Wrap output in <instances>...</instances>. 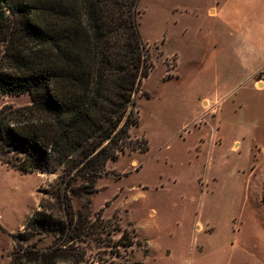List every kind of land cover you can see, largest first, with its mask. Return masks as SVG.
I'll use <instances>...</instances> for the list:
<instances>
[{"label":"rangeland","instance_id":"1","mask_svg":"<svg viewBox=\"0 0 264 264\" xmlns=\"http://www.w3.org/2000/svg\"><path fill=\"white\" fill-rule=\"evenodd\" d=\"M222 2L139 0L140 35L148 43L155 69L142 87L149 95L137 97L140 122L134 135L144 134L149 150H128L110 160L107 173L97 178L96 191L71 196L74 213L95 218L101 212L115 229L111 238L118 240L127 229L139 242L121 246L120 257L110 252L108 234L85 236L79 250L88 261L264 264V129L253 127L248 135L229 129L235 114L253 122L258 105L247 100L243 107L238 99L244 66H219L226 60L225 42L233 33L232 25L210 13ZM223 28L226 33L220 35ZM213 37H218L217 44ZM215 47V63H204L205 53ZM176 55L178 67L172 78L167 69L172 72ZM197 83L203 85L199 96L194 95ZM224 91L229 92L215 106L220 111H207L203 96L215 103ZM30 102L27 92L0 95V108ZM195 120L198 126L203 122L201 128L193 127ZM219 120L223 135L216 139ZM201 133L205 142L199 146ZM234 134L240 136L238 142L231 137ZM65 175L62 165L49 174L21 173L0 160V223L4 230L17 231L0 235V264H39L24 254L22 246L51 251L54 235L37 234L29 244H17L13 234L23 231L24 222L42 209L41 200L45 205L56 203L53 192L64 187ZM84 182L79 178L74 185ZM57 208L63 213L58 204ZM200 224L204 230L197 229Z\"/></svg>","mask_w":264,"mask_h":264},{"label":"trees","instance_id":"2","mask_svg":"<svg viewBox=\"0 0 264 264\" xmlns=\"http://www.w3.org/2000/svg\"><path fill=\"white\" fill-rule=\"evenodd\" d=\"M138 2L0 0V95L31 97L29 105L0 108V158L24 173L66 170L56 203L41 200L42 209L13 234L17 244L37 234L57 237L51 251L22 246L39 264H116L88 261L79 250L83 237L98 232L109 235L110 252L120 257L121 246L139 242L127 229L114 240L101 212L74 213L71 203L74 194L97 190L110 160L149 150V139L132 131L140 122L137 97L149 95L141 89L155 69L140 35ZM255 76L262 79L264 70ZM79 178L85 182L74 185Z\"/></svg>","mask_w":264,"mask_h":264},{"label":"crops","instance_id":"3","mask_svg":"<svg viewBox=\"0 0 264 264\" xmlns=\"http://www.w3.org/2000/svg\"><path fill=\"white\" fill-rule=\"evenodd\" d=\"M210 13L219 18L221 21L224 20L228 24L233 26V33L229 35L230 39L225 42L227 51L226 60L222 59L219 66L226 65L231 66V68L234 69L238 65L242 64L246 70L240 75L239 78L240 82H243V84H241L239 89H237V91H239L238 99L242 103L243 107L246 106L247 100H249V102L254 101V103L258 105L256 118L253 122H247V120L242 121L240 120L241 117H238V115L235 114L234 121H232V124L229 125V129L236 131V133L241 132L242 135L250 134L251 128L253 127H260L264 129V77H262L261 79L256 78L255 76L257 72L264 70V0H223L222 3H218L217 6H213V9H211ZM226 29L227 28H223L224 32H220L219 34L222 35L226 33ZM213 41L217 44L219 42L218 37H213ZM217 53V47H215L214 50H211L210 52H206L203 58L204 63H207L208 65L214 64L217 59ZM174 57L176 58V64L175 66H173V68H171L172 72H169L170 69H167V76H170L172 78L175 77L174 71L178 67V57L177 55ZM146 80L147 77L144 79V82ZM144 85L145 84L143 83V86ZM196 85H198L199 87L197 86L194 95L199 96L201 95V92H203V90L201 89L203 85L200 83H197ZM253 91L254 95H252ZM228 92L229 91H224V94H219L217 99L215 100V103H211L210 99L207 96H203L204 99L207 98L208 100V102L204 101V107L206 108V110H212L213 113L217 114L220 110L215 106L220 104V102L223 100L225 95L228 94ZM253 116H255V112ZM221 123L222 122L219 120V124L215 130L214 136L216 139L220 138L221 135H223L222 126L220 125ZM198 124L199 123H197L195 120L193 123V127L201 128V124H203V122H200V126H198ZM134 127L137 126H133V134ZM189 133H191V131H189ZM231 137L234 138L235 134L231 135ZM239 137L240 136L235 137V142H238L240 140ZM199 142V146H201L202 143L205 142L203 133L200 134ZM0 160L4 164H6L9 169L18 170L21 173H24L23 171L15 167L9 166V164L3 159L0 158ZM133 162H137V160H133ZM23 226H21L20 229ZM197 229L204 230L203 225H198ZM5 230L7 229L5 228ZM5 230L0 228V235L3 231L5 232ZM7 232L15 233L17 231L7 230Z\"/></svg>","mask_w":264,"mask_h":264}]
</instances>
